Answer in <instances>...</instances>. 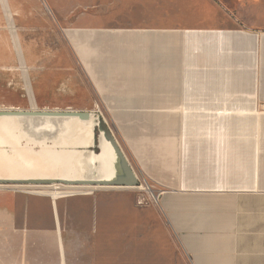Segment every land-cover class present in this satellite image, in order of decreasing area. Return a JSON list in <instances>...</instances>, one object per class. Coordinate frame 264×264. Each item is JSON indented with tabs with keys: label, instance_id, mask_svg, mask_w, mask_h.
Returning <instances> with one entry per match:
<instances>
[{
	"label": "crops",
	"instance_id": "crops-1",
	"mask_svg": "<svg viewBox=\"0 0 264 264\" xmlns=\"http://www.w3.org/2000/svg\"><path fill=\"white\" fill-rule=\"evenodd\" d=\"M174 30L122 39L120 70L94 72L157 225L132 224L127 195L0 184V264H264V27Z\"/></svg>",
	"mask_w": 264,
	"mask_h": 264
},
{
	"label": "rangeland",
	"instance_id": "rangeland-1",
	"mask_svg": "<svg viewBox=\"0 0 264 264\" xmlns=\"http://www.w3.org/2000/svg\"><path fill=\"white\" fill-rule=\"evenodd\" d=\"M228 26L264 27V0H0V108L98 107L127 154L126 123L116 120L121 117L119 106H111L97 88L96 69L103 73L120 70L119 62L109 61L114 60L115 50L132 44L122 39L174 29ZM12 187L56 197L98 191L127 195V204H116L119 209L127 205L131 213L134 211L130 222L157 225L158 192L146 183L148 190ZM160 219L163 226V216Z\"/></svg>",
	"mask_w": 264,
	"mask_h": 264
},
{
	"label": "water",
	"instance_id": "water-1",
	"mask_svg": "<svg viewBox=\"0 0 264 264\" xmlns=\"http://www.w3.org/2000/svg\"><path fill=\"white\" fill-rule=\"evenodd\" d=\"M0 118H13L18 122H22V132L32 138L34 141L48 143L59 140L60 136L76 142L75 140L89 139V146L78 148H68V151H74L83 154L89 158V153L95 156H104L106 164L110 161L111 166L105 167L102 163H91L90 171L92 177L82 178H65V177H49V178H32V179H6L0 178L2 185H82V186H121L132 187L140 186L139 175L132 166L126 152L124 151L120 141L118 140L114 130L109 125L107 118L98 110H74V109H3L0 108ZM76 119L80 122H88L93 119L96 123L92 127L91 135L85 138L83 133L59 132L56 121ZM20 124V125H21ZM91 136V137H90ZM91 158V157H90ZM99 160V159H98ZM91 161V160H90ZM99 162V161H98ZM110 168V170H109ZM96 173H93V172ZM107 171L108 175L103 173Z\"/></svg>",
	"mask_w": 264,
	"mask_h": 264
},
{
	"label": "bare ground",
	"instance_id": "bare-ground-1",
	"mask_svg": "<svg viewBox=\"0 0 264 264\" xmlns=\"http://www.w3.org/2000/svg\"><path fill=\"white\" fill-rule=\"evenodd\" d=\"M21 123L22 122H18L17 119L13 118H0V178L32 179L65 177L75 179L92 177V172L90 171L91 163H102L105 167L111 166L110 161H107V166L104 156H95L92 155V153H89L91 158H87V156L84 157L83 154L68 151V148L75 147L74 145L76 144V146L86 148L91 144L89 139L79 138L78 140H75L76 142H70L61 135L59 140L50 143L46 141L38 142L22 132V129L24 128ZM55 123L60 133L76 131L75 133H83L85 138L91 135L92 127L96 125L93 119L88 122H80L76 119H70L56 121ZM93 173L96 172L94 171ZM103 174L108 175V172L105 171ZM57 185L64 184L56 183L41 186ZM137 187L148 190V187L145 186Z\"/></svg>",
	"mask_w": 264,
	"mask_h": 264
},
{
	"label": "built area",
	"instance_id": "built-area-1",
	"mask_svg": "<svg viewBox=\"0 0 264 264\" xmlns=\"http://www.w3.org/2000/svg\"><path fill=\"white\" fill-rule=\"evenodd\" d=\"M139 179H140V183H141L140 186H145V183H146V185L149 187V184L146 182V180H145L144 178H141V177L139 176ZM157 199H158V197H157Z\"/></svg>",
	"mask_w": 264,
	"mask_h": 264
}]
</instances>
